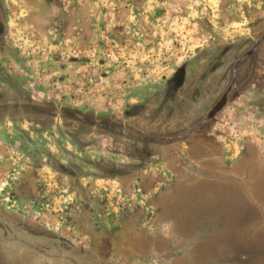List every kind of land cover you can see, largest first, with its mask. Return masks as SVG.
<instances>
[{
    "label": "rangeland",
    "instance_id": "1",
    "mask_svg": "<svg viewBox=\"0 0 264 264\" xmlns=\"http://www.w3.org/2000/svg\"><path fill=\"white\" fill-rule=\"evenodd\" d=\"M0 264H264V0H0Z\"/></svg>",
    "mask_w": 264,
    "mask_h": 264
}]
</instances>
